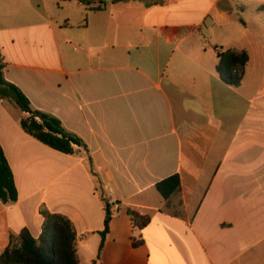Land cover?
<instances>
[{
	"label": "crops",
	"instance_id": "1",
	"mask_svg": "<svg viewBox=\"0 0 264 264\" xmlns=\"http://www.w3.org/2000/svg\"><path fill=\"white\" fill-rule=\"evenodd\" d=\"M103 1L93 10L98 0H0L5 79L85 145L51 149L0 100L18 193L0 202V254L23 228L40 235L43 205L72 222L79 264H264V31L221 48L249 55L231 87L197 35L207 19L229 22L239 0ZM174 174L180 188L165 200L155 185ZM128 209L149 225L133 229Z\"/></svg>",
	"mask_w": 264,
	"mask_h": 264
},
{
	"label": "trees",
	"instance_id": "2",
	"mask_svg": "<svg viewBox=\"0 0 264 264\" xmlns=\"http://www.w3.org/2000/svg\"><path fill=\"white\" fill-rule=\"evenodd\" d=\"M127 2L131 0H112ZM141 1L145 7L160 5L164 0H133ZM84 5L92 4L93 0H80ZM103 0H98L93 10H101ZM217 63L215 71L225 85L238 87L245 75V67L249 60L246 50L226 49L214 47ZM5 62L0 52V100H12L26 114L20 119L21 129L40 143L64 154H74V146L85 148L84 143L62 126L60 120L53 115L35 109L28 98L14 84L8 82L4 76ZM161 197L167 200L180 188L178 174L169 176L155 185ZM18 193L12 171L0 145V202L12 205L17 202ZM43 218L41 232L34 238L27 228H23L18 235H10L8 246L0 254V264H79L76 252V232L72 222L65 216L51 213L45 206L39 208ZM133 229L142 230L150 223L148 215L128 209ZM112 212L109 204L105 205L104 228L101 232L99 253L109 232ZM143 239L132 237V246L143 244Z\"/></svg>",
	"mask_w": 264,
	"mask_h": 264
},
{
	"label": "rangeland",
	"instance_id": "3",
	"mask_svg": "<svg viewBox=\"0 0 264 264\" xmlns=\"http://www.w3.org/2000/svg\"><path fill=\"white\" fill-rule=\"evenodd\" d=\"M241 5L232 15L229 22L213 21L207 19L205 26L202 27V35H197L198 39L208 46V51L215 53L214 46L217 48L240 47L244 44L245 37L254 34L258 29L264 31V0H239ZM260 4V5H259ZM198 8H204L203 2L196 4ZM182 20L184 16L180 17ZM192 20L197 18V14L190 17ZM247 35L245 36V34ZM261 87L264 88V77L261 80ZM191 160L188 153L185 154L184 164L188 168L191 166ZM206 164V163H205ZM209 164L202 168L199 177L202 181L207 178L206 170Z\"/></svg>",
	"mask_w": 264,
	"mask_h": 264
},
{
	"label": "water",
	"instance_id": "4",
	"mask_svg": "<svg viewBox=\"0 0 264 264\" xmlns=\"http://www.w3.org/2000/svg\"><path fill=\"white\" fill-rule=\"evenodd\" d=\"M9 102H11V100H9Z\"/></svg>",
	"mask_w": 264,
	"mask_h": 264
}]
</instances>
